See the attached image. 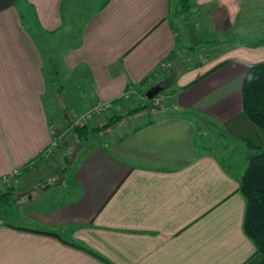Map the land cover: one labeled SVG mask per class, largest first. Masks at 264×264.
Here are the masks:
<instances>
[{"label":"crops","instance_id":"crops-1","mask_svg":"<svg viewBox=\"0 0 264 264\" xmlns=\"http://www.w3.org/2000/svg\"><path fill=\"white\" fill-rule=\"evenodd\" d=\"M199 1L216 4V28L241 13L247 20L264 14V0ZM62 5L0 0V177L15 170L39 174L35 165L53 141L45 104L51 86L48 97L71 116L99 103L110 102L113 110L161 86L171 74L163 70L161 79L159 65L171 69L184 57L169 19L171 0H108L70 33L73 45L49 60L61 83L54 87L35 32L62 30ZM263 50L264 44L232 46L214 64L227 61L222 67L186 89L180 88L188 82L170 87L169 108L145 109L137 114L153 111L151 117L127 125L131 121L124 120L135 115L128 116L90 138L66 182L36 188L29 178L23 191L17 177L7 189L13 208L0 209V264H257L243 231L239 190L246 149L234 157L228 143L219 153L204 147L194 122L205 117L229 138L251 141L264 153V130L245 116L241 101L245 74L264 61Z\"/></svg>","mask_w":264,"mask_h":264},{"label":"rangeland","instance_id":"rangeland-1","mask_svg":"<svg viewBox=\"0 0 264 264\" xmlns=\"http://www.w3.org/2000/svg\"><path fill=\"white\" fill-rule=\"evenodd\" d=\"M181 1L182 0H171V13L169 19L177 36L180 38L182 45L180 49L184 57H180L177 60V65L175 67L170 69V67L168 68L167 66L163 69L165 74L171 75L160 82L162 90L158 94L162 97V102L160 104L152 102L154 105L160 107L158 109L154 108V110H160L163 107L169 108V105L166 104L167 101L165 96L166 93L169 91L171 92L170 87H176L177 85L189 82L198 74L208 70L212 65L218 62L222 56L226 55L228 52L227 49L232 46L250 45L257 47L264 44L263 13L257 14V18L251 20L244 19L245 16L241 13L242 18L235 20L233 24L222 28H216L211 17L212 10L216 6L215 3L209 2L207 4L199 0H186L188 10L185 12H179ZM103 2L104 0H63L62 12L65 20L64 28L58 33L50 34L48 36L42 35L38 31L35 32V40L39 44V49L43 55L46 69L56 71L55 63L51 65L49 60L53 56L57 57L58 55H61L73 45L76 41V35L73 34L71 37L70 33L78 31L85 17L90 12L97 10ZM252 6L253 5H247L246 7L252 8ZM67 16H71V19H66ZM26 21H28V19ZM259 54L264 57V50ZM240 56L243 55L240 54ZM256 57L258 56L256 55ZM163 70L159 69V71H162L161 79L167 76L163 75ZM48 80L51 84L53 83L54 87L61 86L57 71L54 74L49 75ZM52 89L51 86L49 93L45 98V104H47L49 108L53 141L50 148L41 153L38 160L39 162L35 165L39 170V174L37 176L28 177L25 176L24 173L18 171L17 175L9 176L8 183L5 186L3 185L4 187L1 188L0 192L7 191L9 188L10 190L12 188L14 189L13 186L16 184L15 179L17 177L22 179L23 191L28 187L27 184L29 181L26 180L29 178L37 182L36 188H45L52 185L54 186L56 183L61 184L62 182H66L67 178L65 180V176L69 170V166L73 159L78 155V152L82 149V146L89 141L90 138H99L106 130L113 129L128 116L135 115L131 120H124L131 121L127 124L131 125L151 117L153 112L145 111L140 114L135 113L124 116L113 126L100 132L89 133L88 140L81 141L76 137L73 131V126L75 124H85L88 127L100 126L111 116L115 114H125L128 109L141 105L144 102V97H136L127 100L125 102L126 107H115L112 110V106L110 105L100 108H97L98 105H96L83 113L79 112L77 115L71 116L70 111L65 110L60 101H56L57 105L55 106L52 99L48 97L51 96ZM109 104L111 103L109 102ZM110 109L112 112L109 111ZM54 111L57 112V115L55 116L53 115ZM202 124V137L206 140V143L203 141L204 147L207 146L208 149L219 153L223 150V144L228 143V147L233 150L234 157H237L243 148L246 149L245 144H239L244 142L229 138L224 132L220 131L212 121L202 119ZM121 127L122 126H120L119 129L117 128L116 131L122 130ZM56 147H58V149L54 152L52 149ZM13 201L15 202V200ZM1 208L4 210L6 209L5 207ZM11 208L13 207L11 206L10 209ZM7 211L10 210L7 209ZM4 219L5 218L0 217V223H2Z\"/></svg>","mask_w":264,"mask_h":264},{"label":"trees","instance_id":"trees-1","mask_svg":"<svg viewBox=\"0 0 264 264\" xmlns=\"http://www.w3.org/2000/svg\"><path fill=\"white\" fill-rule=\"evenodd\" d=\"M107 1L105 0L101 6L106 4ZM180 7L179 12L188 10L186 0L181 1ZM226 62L222 61L212 66L201 75L183 85L180 89L188 88L196 81L222 67ZM55 72L49 71V75ZM171 91L174 92L175 90ZM241 101L242 111L245 116L254 125L264 130V61L252 64L247 70L241 86ZM154 108L158 109L160 107L154 105L152 99L148 100L144 95V102L128 110L125 114H115L104 124L96 127L75 124L73 131L79 140L85 141L88 140L89 133L105 130L120 121L124 116L138 113L144 109ZM202 119L206 118L199 116L195 119L194 124L197 131L203 130ZM244 143L246 145L247 163L239 181V190L245 201L243 231L255 246V255L258 256L257 264H264V153L258 144L247 140ZM9 194L8 191L0 192V208L5 207L10 210V207L13 206L14 199Z\"/></svg>","mask_w":264,"mask_h":264},{"label":"built area","instance_id":"built-area-1","mask_svg":"<svg viewBox=\"0 0 264 264\" xmlns=\"http://www.w3.org/2000/svg\"><path fill=\"white\" fill-rule=\"evenodd\" d=\"M167 65L165 63H161L159 65V69L163 70L164 68H166ZM130 91H126L123 96L127 97L129 95ZM152 102L155 104H160L162 102V97L160 96V94H156L153 98H152ZM110 104L108 102L106 103H99L97 108L103 107V106H109ZM18 174V170H15L11 175H17ZM11 175H3L2 177H0V191L1 188H3L9 180V176ZM4 185V186H3Z\"/></svg>","mask_w":264,"mask_h":264},{"label":"water","instance_id":"water-1","mask_svg":"<svg viewBox=\"0 0 264 264\" xmlns=\"http://www.w3.org/2000/svg\"><path fill=\"white\" fill-rule=\"evenodd\" d=\"M162 90V87L161 86H155L151 89H148L146 92H145V97L146 99L148 100H151L156 94H158L160 91Z\"/></svg>","mask_w":264,"mask_h":264}]
</instances>
